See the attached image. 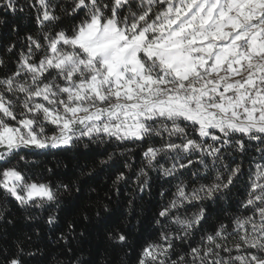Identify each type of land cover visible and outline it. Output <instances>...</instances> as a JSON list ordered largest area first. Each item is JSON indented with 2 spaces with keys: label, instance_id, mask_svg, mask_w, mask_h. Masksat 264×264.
I'll use <instances>...</instances> for the list:
<instances>
[{
  "label": "snow or ice",
  "instance_id": "snow-or-ice-1",
  "mask_svg": "<svg viewBox=\"0 0 264 264\" xmlns=\"http://www.w3.org/2000/svg\"><path fill=\"white\" fill-rule=\"evenodd\" d=\"M0 264H264V0H0Z\"/></svg>",
  "mask_w": 264,
  "mask_h": 264
}]
</instances>
